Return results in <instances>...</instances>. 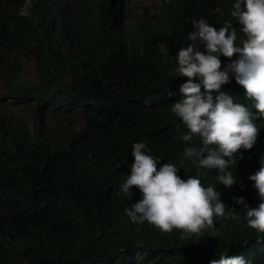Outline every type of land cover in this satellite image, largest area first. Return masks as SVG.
I'll return each mask as SVG.
<instances>
[{"label": "trees", "instance_id": "16d2710c", "mask_svg": "<svg viewBox=\"0 0 264 264\" xmlns=\"http://www.w3.org/2000/svg\"><path fill=\"white\" fill-rule=\"evenodd\" d=\"M236 2L163 0L123 23L115 0H0V100L35 105L32 126L0 118V264H212L221 255L264 264V233L248 227L233 201L243 197L253 209L264 202L249 179L264 160V117L229 73L221 90L249 107L260 130L226 170L237 182L228 188L180 154V138L190 132L170 107L185 98L176 57L192 43V19L217 30L230 25L242 47L247 37L231 16ZM196 45L207 54L203 42ZM238 56L221 55V71ZM22 59L33 62L34 82L21 76ZM45 110L60 122L48 126ZM139 141L158 170L172 163L182 179L198 174L220 192L225 215L199 234L132 222L125 209L142 193L120 187ZM186 144L202 141L193 135Z\"/></svg>", "mask_w": 264, "mask_h": 264}, {"label": "clouds", "instance_id": "9594fccd", "mask_svg": "<svg viewBox=\"0 0 264 264\" xmlns=\"http://www.w3.org/2000/svg\"><path fill=\"white\" fill-rule=\"evenodd\" d=\"M231 16L242 26L247 37L241 41L242 47L237 46L236 29L230 31V25L217 30L211 26L212 22L202 17L192 19L194 30L187 34L192 43L181 47L176 57V71L180 77L187 78L180 88L185 98L170 105L171 111L182 119L190 132L180 138V154L193 163L199 161L195 166L201 169H211L218 174L219 183L228 188L237 182L226 170L236 164L235 156L241 148H253L260 129L253 122L249 107L234 103L233 97L221 89L230 82L229 73L233 74L245 90L246 98L253 101L252 107L257 114L264 117V0H237ZM197 41L204 43L207 54L199 50ZM235 54H239L238 58L221 71L220 56L231 59ZM173 97L174 93L170 98ZM28 125L32 126L33 122ZM177 127H180L178 122ZM193 135L201 138L202 146L193 144L187 147L186 142H190ZM212 145L216 147H209ZM146 150L145 142L135 143L131 175L120 187L123 193L133 187L142 193V200L125 209L132 222L147 221L165 233L179 229L199 234L206 226L213 225L214 216L225 215L221 193L211 186L205 188L200 175L189 174L184 180L177 175L178 169L172 163H165L158 170L157 160L146 154ZM261 164L249 179L264 201V160ZM233 201L243 206L248 227L264 233V202L253 209L243 197H233ZM212 264H247V261L242 255H221Z\"/></svg>", "mask_w": 264, "mask_h": 264}, {"label": "rangeland", "instance_id": "374dc122", "mask_svg": "<svg viewBox=\"0 0 264 264\" xmlns=\"http://www.w3.org/2000/svg\"><path fill=\"white\" fill-rule=\"evenodd\" d=\"M121 10L124 12L121 22L136 21L140 16H145L158 8L162 0H115ZM21 76L34 82L36 78L35 67L29 59L21 61ZM3 84L0 82V91ZM35 105L33 102L27 103H12L7 100H0V118L1 123L15 125L20 122L32 124L34 119ZM44 117L47 118V125L51 126L60 122V119L53 112L45 110Z\"/></svg>", "mask_w": 264, "mask_h": 264}]
</instances>
